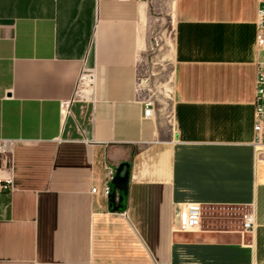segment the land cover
<instances>
[{
    "label": "crops",
    "instance_id": "0c3cea01",
    "mask_svg": "<svg viewBox=\"0 0 264 264\" xmlns=\"http://www.w3.org/2000/svg\"><path fill=\"white\" fill-rule=\"evenodd\" d=\"M169 1L170 100L147 117L153 0H0V180L13 182L0 264H264L260 0ZM122 162L129 189L113 211L103 190ZM188 203L201 223L176 231Z\"/></svg>",
    "mask_w": 264,
    "mask_h": 264
},
{
    "label": "built area",
    "instance_id": "2783aa9c",
    "mask_svg": "<svg viewBox=\"0 0 264 264\" xmlns=\"http://www.w3.org/2000/svg\"><path fill=\"white\" fill-rule=\"evenodd\" d=\"M259 22L257 31V47L260 58L257 62L256 77V97H255V124H254V145L256 147H264V0H260ZM89 72H85L81 81L85 82L89 77ZM145 115L147 117L154 114L155 101L152 96L144 97ZM69 104L63 103L61 106L62 113L68 110ZM10 141L0 138V160L3 155L9 151ZM13 182L10 179L0 180V192L11 190ZM97 188H92V192H96ZM110 191V183L106 184L103 190L105 196L108 197ZM178 218L175 226L176 231L188 232L197 230L201 223L202 208L200 204L188 203L178 206ZM243 228L247 232H252L255 227V217L252 212H248L243 216Z\"/></svg>",
    "mask_w": 264,
    "mask_h": 264
},
{
    "label": "rangeland",
    "instance_id": "374dc122",
    "mask_svg": "<svg viewBox=\"0 0 264 264\" xmlns=\"http://www.w3.org/2000/svg\"><path fill=\"white\" fill-rule=\"evenodd\" d=\"M153 2L155 4L152 9L153 15L161 17V20L158 21L159 25L151 37L154 48L141 61L139 81L143 96H152L156 108L159 109L161 116L165 117L171 94L172 64L168 57H163V44L170 43L172 30H170L168 19L164 17V8L169 7L170 1L153 0Z\"/></svg>",
    "mask_w": 264,
    "mask_h": 264
},
{
    "label": "water",
    "instance_id": "95a60500",
    "mask_svg": "<svg viewBox=\"0 0 264 264\" xmlns=\"http://www.w3.org/2000/svg\"><path fill=\"white\" fill-rule=\"evenodd\" d=\"M130 163L122 162L116 167L115 173L110 181L108 194L109 207L113 211L125 209L126 197L129 189ZM119 192V195L117 194Z\"/></svg>",
    "mask_w": 264,
    "mask_h": 264
}]
</instances>
